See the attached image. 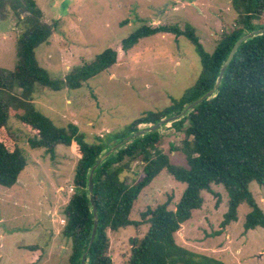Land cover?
Returning <instances> with one entry per match:
<instances>
[{"label": "rangeland", "instance_id": "rangeland-1", "mask_svg": "<svg viewBox=\"0 0 264 264\" xmlns=\"http://www.w3.org/2000/svg\"><path fill=\"white\" fill-rule=\"evenodd\" d=\"M43 20L57 28L35 56L52 79L61 80L74 67L91 63L106 48L116 51L114 63L87 79L77 89L52 90L36 84L33 103L58 127L75 123L87 142L122 131L143 113L158 111L178 100L196 82L200 60L186 36L190 26L206 52L212 53L237 14L231 0H34ZM146 25L176 26L182 32H158L138 39L124 49L122 40ZM21 27L12 13L0 18V67L12 70L18 62L17 37ZM173 115V114H172ZM27 165L11 187L0 185V264H68L70 242L62 236V209L73 192V175L80 157L78 146L58 145L53 155L27 143L31 128L11 119ZM168 123L162 126L161 148L173 164L186 166L179 150L182 133ZM150 125L142 124L145 128ZM126 175L139 179L142 164L135 160ZM185 184L161 171L139 194L130 219L141 220L147 207L169 197L170 208L180 199ZM202 191L203 204L193 210L175 233L177 244L223 264H264V229L245 231L246 203L237 209V220L221 228L228 196L221 185ZM264 212V188L249 185ZM215 192L216 194H213ZM148 225L126 226L107 232L111 264H124L132 242ZM219 234H216L217 232Z\"/></svg>", "mask_w": 264, "mask_h": 264}, {"label": "trees", "instance_id": "trees-1", "mask_svg": "<svg viewBox=\"0 0 264 264\" xmlns=\"http://www.w3.org/2000/svg\"><path fill=\"white\" fill-rule=\"evenodd\" d=\"M231 4L237 16L212 53L205 51L193 29L186 26L184 32L195 45L200 60V74L190 89L169 106L143 113L122 131L87 142L75 123L58 127L37 110L33 103L34 88L40 84L52 90L77 89L87 79L109 68L115 61L116 51L106 48L91 63L72 68L61 80L52 79L38 63L35 51L48 42L57 21H44L34 0H0V18L12 13L21 27L16 40L17 64L12 70L0 67V185L13 186L27 165V156L10 125L11 119L31 128L33 134L27 139L31 148H44L53 155L58 145L75 143L78 146L80 157L74 169L73 192L62 209L61 234L70 242L68 264H79L86 250L85 264H111L107 232L141 224L148 225L147 230L132 242L124 264H223L213 256L177 244L174 237L181 225L191 218L192 211L202 206L201 192H212V184L221 185L228 196L221 228L237 220L238 206L246 203L250 211L244 217V230L264 229V212L249 189L254 181L264 188V34H260L241 43L213 97L171 122L170 126L182 133L180 146L171 147L184 155L185 167L171 162L160 146V131L154 130L120 147L95 170L93 195L98 226L95 239L88 247L93 214L87 178L96 159L113 144L137 131L140 125H152L177 114L186 104L210 90L235 41L253 29L264 27V0H231ZM158 32L180 34L182 31L176 26L143 25L122 40V47L129 49L138 39ZM135 160L142 164V175L137 180L125 174ZM161 171L185 184L180 199L174 208L169 207V197L142 211L141 220L130 219L140 192Z\"/></svg>", "mask_w": 264, "mask_h": 264}, {"label": "water", "instance_id": "water-1", "mask_svg": "<svg viewBox=\"0 0 264 264\" xmlns=\"http://www.w3.org/2000/svg\"><path fill=\"white\" fill-rule=\"evenodd\" d=\"M260 34H264V27L253 29V30L243 34L242 36H240L235 41V43L233 44V46L231 47V49L229 51L227 58L225 59V61L223 62V64L221 65V67L219 69V74H218V77L216 79L214 86L210 90H208L203 95L196 98L195 100L186 104L179 113L173 114V115L171 114L165 118L160 119L159 121L150 125L149 127L139 128L137 131L125 136L123 139H121L120 141H118L117 143H115L111 147H109L105 152H103L96 159L95 163L90 168L88 178H87L88 199H89L91 209H92V214H93V224H92V229H91V233H90V239L88 242V247L91 246V244L93 243V241L95 239L96 232H97V226H98V210H97V206H96V203L94 200V195H93V188H94L93 175H94L95 170L103 163V161L107 157H109L112 153L117 151L120 147H122L125 144H127L128 142H130L132 139L139 137V136H142L143 134H145L147 132L159 130L162 126H164L168 123H171L173 121L179 120L181 117H183L187 112H189L196 105L200 104L204 100H207V99L213 97L215 92L217 91L221 81H222L223 74L226 71L228 64L232 60L234 54L237 52L241 43L246 41L247 39L253 37V36L260 35ZM86 258H87V250L82 253L79 264H85Z\"/></svg>", "mask_w": 264, "mask_h": 264}]
</instances>
